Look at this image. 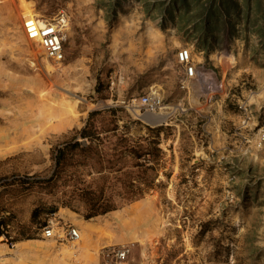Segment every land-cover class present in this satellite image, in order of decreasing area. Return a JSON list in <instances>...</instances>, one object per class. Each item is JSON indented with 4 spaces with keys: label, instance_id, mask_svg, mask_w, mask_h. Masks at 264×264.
Wrapping results in <instances>:
<instances>
[{
    "label": "rangeland",
    "instance_id": "1",
    "mask_svg": "<svg viewBox=\"0 0 264 264\" xmlns=\"http://www.w3.org/2000/svg\"><path fill=\"white\" fill-rule=\"evenodd\" d=\"M60 12L69 28L64 60L55 63L21 23L28 13L44 21ZM182 48L197 74L187 88L176 59ZM220 83L223 91L210 94ZM151 92L170 105L156 125L131 104ZM209 94L226 98L239 116L237 125L227 120L231 132L256 146L254 123L240 127L239 106L254 122L264 116V0H0V214L10 215L16 238L35 206L59 207L61 197L22 182L49 175L50 148L90 111L115 109L120 127L138 121L133 137L144 126H162L165 136L164 188L89 222L59 212L67 208L43 214L55 236L32 226L25 246L0 244V263L100 264L101 249L125 246L130 252L118 264H264V166L217 149L223 141L210 132L202 101ZM67 225L79 230L77 241L58 238ZM16 252L25 258L9 260Z\"/></svg>",
    "mask_w": 264,
    "mask_h": 264
},
{
    "label": "trees",
    "instance_id": "2",
    "mask_svg": "<svg viewBox=\"0 0 264 264\" xmlns=\"http://www.w3.org/2000/svg\"><path fill=\"white\" fill-rule=\"evenodd\" d=\"M95 90L100 92L97 86ZM119 120L115 109L90 111L80 129L63 134L50 148L49 175L22 184L59 192V207L79 213L85 222L164 188L159 179L165 157L163 127L144 126L145 134L133 137L130 130L140 123L129 121L120 127ZM162 176L168 179L170 173L162 172ZM59 207L35 206L29 225L18 228L17 241L33 239L30 228L42 229V215L55 214ZM8 223L13 224L10 215L0 214V225Z\"/></svg>",
    "mask_w": 264,
    "mask_h": 264
},
{
    "label": "built area",
    "instance_id": "3",
    "mask_svg": "<svg viewBox=\"0 0 264 264\" xmlns=\"http://www.w3.org/2000/svg\"><path fill=\"white\" fill-rule=\"evenodd\" d=\"M24 35L31 41L39 44L43 55L46 59L55 63H61L64 60V43L67 38L69 21L65 13H58L52 20L39 21L33 14H26L21 23ZM177 62L184 67L185 79L181 81V88H187L190 81L197 78L196 68L191 62L190 50L187 48L180 49L176 54ZM131 104L138 105L145 114L158 115L160 112L168 109V103L156 93H146L137 99H132ZM242 113L240 127L248 129L252 125L255 132V144L258 148L264 146V116L254 122L256 118L252 115L247 106H239ZM0 181V190L2 188ZM55 214H52L54 216ZM12 223L0 225V244L5 245L8 249H13L17 245L16 233L12 231ZM44 237H54V227L51 218L42 228ZM59 239H68L77 241L80 238L78 229L67 225L65 235H57ZM130 249L128 247H106L100 250V264H118L125 261Z\"/></svg>",
    "mask_w": 264,
    "mask_h": 264
},
{
    "label": "crops",
    "instance_id": "4",
    "mask_svg": "<svg viewBox=\"0 0 264 264\" xmlns=\"http://www.w3.org/2000/svg\"><path fill=\"white\" fill-rule=\"evenodd\" d=\"M209 70H206L203 75H210ZM223 91V86L222 84H215L214 86L212 85L210 94L216 93V92ZM205 95L203 98V102L209 103L208 107L211 109L210 111V121H213V127L210 129V132L212 133L213 137L215 135H220L222 138V143L217 147V149H221L223 151V154L226 152V148H230V152L234 153V155H242V154H250V157L246 158H252V160H257L261 166H264V146L261 148H258L257 146L254 145L253 143H250L249 145H246L243 143L242 140L236 138L233 133L231 132V126L232 124L237 125L239 121V116L237 114H233L229 109L226 108V98L225 97H214L212 99L211 95ZM212 99V100H211ZM205 100V101H204ZM197 104L199 103L198 100H196ZM262 103L264 101L262 100ZM220 105H224V113H220ZM170 105L168 104V109L160 112L158 115L165 114L166 117L169 115V110ZM199 110L198 108H195V111ZM264 113V112H263ZM233 114V117L230 115ZM157 116V115H154ZM260 116V115H259ZM166 119V118H165ZM227 120H232V124L230 121L227 122ZM158 122V121H157ZM156 121L154 124L156 125ZM245 132V131H244ZM249 134H252L249 132ZM247 137V134L245 135ZM249 136V135H248ZM245 142V141H244ZM214 142V146H216ZM227 157V156H226ZM68 210V209H60L59 212ZM69 213H73L72 211L68 210ZM113 212V211H112ZM59 214V213H58ZM70 218V215H66ZM13 225V224H12ZM79 231V230H78ZM24 241V242H23ZM23 241H17V244L21 247L25 246L28 242L26 240ZM26 241V242H25ZM3 245V244H2ZM23 253L22 252H16L15 256L9 257V260H18ZM21 258H25L24 254L21 256ZM99 258V255H98ZM5 259V263H0V264H13V263H7V258ZM100 261V258H99ZM14 264H28L27 262L21 263V262H16Z\"/></svg>",
    "mask_w": 264,
    "mask_h": 264
},
{
    "label": "bare ground",
    "instance_id": "5",
    "mask_svg": "<svg viewBox=\"0 0 264 264\" xmlns=\"http://www.w3.org/2000/svg\"><path fill=\"white\" fill-rule=\"evenodd\" d=\"M145 118H146V120H152V121L154 120V122L162 119V117H160V116H153V115H147Z\"/></svg>",
    "mask_w": 264,
    "mask_h": 264
}]
</instances>
